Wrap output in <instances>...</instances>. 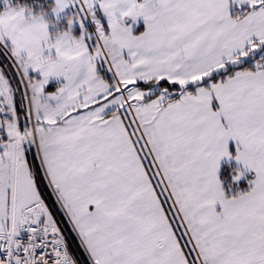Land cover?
<instances>
[{"label": "snow or ice", "instance_id": "6c2138e0", "mask_svg": "<svg viewBox=\"0 0 264 264\" xmlns=\"http://www.w3.org/2000/svg\"><path fill=\"white\" fill-rule=\"evenodd\" d=\"M0 264H264V0H0Z\"/></svg>", "mask_w": 264, "mask_h": 264}, {"label": "trees", "instance_id": "16d2710c", "mask_svg": "<svg viewBox=\"0 0 264 264\" xmlns=\"http://www.w3.org/2000/svg\"><path fill=\"white\" fill-rule=\"evenodd\" d=\"M229 167V165H225V168ZM241 187H243V182H241Z\"/></svg>", "mask_w": 264, "mask_h": 264}]
</instances>
